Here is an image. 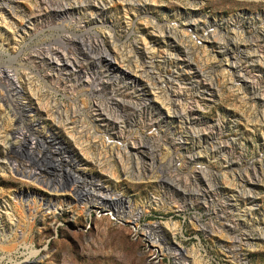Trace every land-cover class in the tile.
Returning a JSON list of instances; mask_svg holds the SVG:
<instances>
[{"label":"rangeland","instance_id":"obj_1","mask_svg":"<svg viewBox=\"0 0 264 264\" xmlns=\"http://www.w3.org/2000/svg\"><path fill=\"white\" fill-rule=\"evenodd\" d=\"M79 1L0 0V55L15 41L14 62L57 90L19 100L80 108L63 121L0 100V264H264V0ZM95 44L122 59L99 73L129 72L102 95L83 73ZM73 119L101 142H71ZM97 182L122 201L85 207L108 196Z\"/></svg>","mask_w":264,"mask_h":264},{"label":"bare ground","instance_id":"obj_2","mask_svg":"<svg viewBox=\"0 0 264 264\" xmlns=\"http://www.w3.org/2000/svg\"><path fill=\"white\" fill-rule=\"evenodd\" d=\"M97 2V3H96ZM79 6H81V8H83V9H91V7H94V11H99V10H101L102 9V7H103V5H102V2L100 1V0H80L79 1ZM94 4H97V5H94ZM76 6H74L73 8H75ZM78 7V6H77ZM68 8V7H67ZM64 9H66V8H64ZM70 9V8H69ZM79 9V8H78ZM82 9V10H83ZM67 10V9H66ZM1 22V21H0ZM29 24H30V21L26 18V23H23L21 26H20V28L19 29H15V33L14 32H12V36H13V34H24V31L26 30V29H28L29 28ZM8 28H9V26H5V25H0V41H3L4 40V38H6V40L9 38L8 37V35H10L11 33H10V31L8 30ZM84 33V32H83ZM80 35V34H79ZM78 35V36H79ZM11 36V35H10ZM81 36V35H80ZM20 37V39H22L23 37L22 36H19ZM74 37H76V35H73V38H71L70 40H71V42H80L79 41V39H76V38H74ZM7 41H12V39L11 40H7ZM18 42L19 43H21V41L20 40H18ZM8 43H10V42H8ZM18 43V44H19ZM81 43V42H80ZM79 43V44H80ZM83 43V42H82ZM11 44H13V43H11ZM14 44H17L15 41H14ZM13 44V45H14ZM112 44H114V41H113V43ZM11 46V47H8L7 48V50L6 51H10V53H9V57H6L5 55L3 56V55H0V61L2 62L1 64H0V86L1 87H3L2 89H4L5 90V92H2L3 93V95L1 94L0 95V100L2 99L3 101H4V103L7 105L9 102H13V105H14V107H15V109H13L14 111H15V113H16V110H17V116L19 115L20 116V113H26V112H31V111H37V110H47V111H51L53 114H55L56 113V115H57V118H60L61 116H65V117H62V118H64L65 120H63V121H66V117H67V115H68V113H70V114H77L76 113V111H78V110H80V108H78V106H76L75 104H73L74 103V101L75 100H72V101H69V102H71V103H68L69 105H64V104H61V103H59V104H53L52 106H50V107H46V106H43V105H39V106H37V108H34V107H30L29 105H27V104H25L24 102H21L20 100H19V98L18 97H20V96H22V97H24V96H26V95H31V96H33V98H35V99H44V98H46V99H48V98H50L51 97V93H56L57 92V90H55V89H52V87L51 86H49V85H44L43 84V82L40 80V79H38V78H36V77H34V76H31V75H29V74H26V72L24 71V66H18V64L19 63H15L14 62V60H13V58H15L14 57V55L15 54H11V53H15V46ZM93 45V44H92ZM96 45V44H95ZM101 44H99V46H100ZM111 45V44H110ZM10 46V45H9ZM94 46V45H93ZM97 46V45H96ZM99 46H97L98 47V49H95L96 50V54H95V56H93L92 54H90V56L88 55V54H85L84 52V56L86 57V65H87V67H86V71L87 72H84L83 71V73H89L90 74V80H89V85L91 86V89L92 90H95V92H97V94H101L102 95V93H107V87H106V84L107 83H111V84H114L115 82H117L119 79H123V78H126V77H128V75H129V72H127L126 70H127V68H126V70H124V72L125 73H127V74H124V73H122L121 72V75H111V74H109L108 73V69L107 70H105V72H107L106 73V75L107 76H105L104 75V72H103V74L102 73H99L98 72V70H97V68L98 67H102L103 65H108V66H111V68H115V69H117L116 68V66H112V63L114 62V61H116L117 59H119L120 60V62L122 61V59H121V57H119L118 56V58L116 57L117 55H115L114 53H112L113 55L110 57L111 59H113V62H111L112 60H110L107 56H110V55H108V54H104V52H106L107 53V50H106V48L105 47H103L102 45L100 46V48H99ZM220 46V45H219ZM95 48V47H94ZM111 48H112V46H111ZM146 48V47H145ZM10 49V50H9ZM80 49V48H79ZM144 49V48H143ZM242 49V48H241ZM93 50V49H92ZM112 50H114V49H112ZM245 50V49H244ZM143 51V50H142ZM238 51V50H237ZM93 52H94V50H93ZM222 52V51H221ZM239 52V51H238ZM241 52V51H240ZM244 52V51H243ZM246 52V51H245ZM3 52L2 51H0V54H2ZM87 53V52H86ZM111 53V52H110ZM118 53V52H117ZM149 53V52H148ZM242 53V52H241ZM221 54V53H220ZM225 54V53H224ZM92 55V56H91ZM120 55V54H119ZM153 55V54H152ZM247 55V54H246ZM224 56V55H223ZM228 56V55H227ZM117 58V59H116ZM232 58V57H231ZM236 58H238V57H236ZM2 59V60H1ZM47 60H49L50 61V59H48L47 58ZM64 60V59H63ZM72 60V59H71ZM118 60V61H119ZM150 60V59H149ZM236 60V59H235ZM52 61V60H51ZM66 61V60H65ZM65 61H63L62 62V64H60L61 66L60 67H53V69H57V71H59V73L60 74H62V75H64V77H65V81L67 82V81H69V82H80L81 80V78H80V76H79V71L78 70H76V69H73V67H71V69H68L66 66H68V64L65 62ZM78 61H79V57L77 58L76 56H75V58L72 60V65H76V66H78ZM174 61V60H173ZM230 61V60H229ZM234 61V60H233ZM133 62V61H132ZM153 62V61H152ZM156 62V61H155ZM111 63V64H110ZM116 63V62H115ZM114 63V64H115ZM122 63V62H121ZM128 63V62H127ZM119 64V63H118ZM70 65V64H69ZM117 65V64H116ZM120 65V64H119ZM121 65H124V64H121ZM128 66V65H127ZM148 66V65H147ZM154 66V65H153ZM104 68V67H103ZM234 69V68H233ZM145 73V72H144ZM159 73V72H158ZM177 73V72H176ZM175 73V74H176ZM134 74V73H133ZM123 75V76H122ZM133 76V78L134 77H137L135 74L134 75H132ZM178 77V76H177ZM176 77V78H177ZM160 78V77H159ZM171 78V77H170ZM169 78V79H170ZM173 79V78H172ZM171 79V80H172ZM135 80V79H134ZM168 80V79H167ZM177 80H178V78H177ZM187 80V79H186ZM163 81H166V80H163ZM162 81V82H163ZM169 81V80H168ZM180 81V80H179ZM75 82V83H76ZM161 82V81H160ZM171 82V81H170ZM87 83V82H86ZM116 84V83H115ZM142 85V84H141ZM178 85V84H177ZM93 86V87H92ZM178 87V86H177ZM176 87V88H177ZM170 88V87H169ZM176 88H175V90H176ZM113 89V90H112ZM115 88H114V85H112L111 86V89L110 90H112V91H115L114 90ZM112 91H109L110 92V94L112 95ZM177 91V90H176ZM108 92V93H109ZM159 95V94H158ZM113 96V95H112ZM111 96V97H112ZM166 96V98H174V99H180V97H177L178 95L176 94V93H173V91L172 92H169L168 91V94L167 95H165ZM52 98V97H51ZM68 99V98H67ZM19 100V101H18ZM47 101V100H46ZM114 101V100H113ZM44 104H45V102H44ZM51 104V103H50ZM46 105H48V104H46ZM95 105V104H94ZM99 106V105H98ZM101 106V105H100ZM104 108V107H103ZM101 109H100V107H99V109H97V111H98V115H99V117H103V120H104V116H105V112H102V111H100ZM177 110V109H176ZM106 111V110H105ZM19 112V113H18ZM175 112V111H174ZM13 113V112H12ZM80 113H83L82 112V110L80 111V112H78V114L80 115ZM106 113H107V111H106ZM73 115V116H74ZM82 115V114H81ZM96 115V114H95ZM97 115V116H98ZM107 115V114H106ZM22 116V115H21ZM91 116V115H90ZM16 117V116H15ZM55 117V116H54ZM72 117V116H71ZM76 117H78V116H76ZM94 117V116H93ZM18 118V117H17ZM73 118V117H72ZM74 118H75V116H74ZM81 118V117H80ZM89 118H91V117H89ZM108 118V117H107ZM8 119V118H7ZM21 119V118H20ZM23 119V118H22ZM21 119V120H22ZM76 119V118H75ZM78 119V118H77ZM76 119V120H77ZM83 119H85V118H83ZM96 119V118H95ZM94 119V120H95ZM106 119V118H105ZM58 120V119H57ZM70 120V119H69ZM82 120V119H81ZM91 120V119H90ZM99 120L101 121V118H99ZM108 120H110V119H108ZM59 121V120H58ZM68 121V120H67ZM72 121H74V119L73 120H71L70 122H68V127H67V129L66 130H68V132L67 133H69L70 134V141L71 142H73V143H99V142H101V140L99 139V137L96 135V134H94V133H92V131H91V127L89 128L88 126H85V124H83L82 123V121H74V122H72ZM85 121V120H84ZM60 122V121H59ZM110 122L112 123V120H110ZM65 123H67V122H65ZM88 123H89V120H88ZM91 124V123H90ZM98 124V123H97ZM101 124V123H100ZM62 125V124H61ZM65 125V124H64ZM94 125H95V123H94ZM102 125V124H101ZM100 125V127H99V129H98V127L96 128V131L98 132V131H102L100 128H102V126ZM20 126V125H19ZM90 126V125H89ZM97 126V125H96ZM99 126V125H98ZM19 130V129H18ZM0 133H2V132H0ZM5 137V136H4ZM35 137V136H34ZM0 138H1V136H0ZM6 138V137H5ZM13 138H15V142H18L20 139H21V141H19V142H21V143H27V142H29L30 143V141L31 140H34V138H31L30 137V139H29V137L28 136H26V135H23L22 136V138H18V137H14L13 136ZM47 139H48V141L49 142H54V140H56L57 139V136H55L54 134H49V136H47L46 137ZM103 138V137H102ZM109 139L107 140L109 143L110 142H116L117 141V143H120V142H118V140H114V138L113 137H108ZM43 139V138H42ZM46 139V140H47ZM104 139V138H103ZM1 140H5V139H2L1 138ZM38 141V140H37ZM44 141V140H43ZM103 141V140H102ZM105 141V140H104ZM122 143V142H121ZM125 152V151H124ZM6 157H9L8 155H6ZM10 158V157H9ZM74 160V159H73ZM69 162H70V160H68ZM24 166H26V165H20V166H18V167H16V168H14V170H18V169H21L22 167H24ZM13 168V167H12ZM11 168V169H12ZM29 173V172H31L32 174L33 173H35L34 175H38L39 177H40V173L39 172H34V171H31V170H27L26 169V167H24V169H23V174L25 175V173ZM99 188H98V190H100V188L101 189H103L105 192H107L106 194H108V196H102L103 194H99V192H97V190H96V192L95 193H93L92 192V194H91V197L90 198H86L85 199V201L83 202V205L85 206V207H99V208H101V207H105L106 206V204H105V206L103 205V204H101V202H98V200H96V198L97 199H99V200H101V199H103V198H107L106 200H108V201H110V202H117V201H122V197L119 195V194H116V193H112V191H109L108 189H106L105 187H103L102 186V184H100L99 182H97V183H95ZM93 191V190H92ZM105 194V193H104ZM90 195V194H89ZM110 195H112V197H110ZM87 197V196H86ZM109 202V203H110ZM108 203V202H107ZM112 204V203H111ZM62 206V205H61ZM107 207V206H106ZM54 209V208H53ZM159 225H157V227H158Z\"/></svg>","mask_w":264,"mask_h":264}]
</instances>
